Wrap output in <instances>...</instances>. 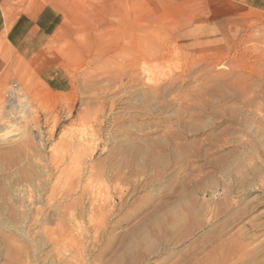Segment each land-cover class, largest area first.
I'll use <instances>...</instances> for the list:
<instances>
[{
	"label": "rangeland",
	"instance_id": "374dc122",
	"mask_svg": "<svg viewBox=\"0 0 264 264\" xmlns=\"http://www.w3.org/2000/svg\"><path fill=\"white\" fill-rule=\"evenodd\" d=\"M22 27L43 40L2 48L0 264H212L234 240L264 263V0H6L2 38Z\"/></svg>",
	"mask_w": 264,
	"mask_h": 264
},
{
	"label": "crops",
	"instance_id": "0c3cea01",
	"mask_svg": "<svg viewBox=\"0 0 264 264\" xmlns=\"http://www.w3.org/2000/svg\"><path fill=\"white\" fill-rule=\"evenodd\" d=\"M6 0H0V6L2 3H5ZM39 29V27H38ZM37 29V30H38ZM32 29L24 31V28H18L13 31L11 35L6 34L7 37L2 38V30L0 29V38L3 39L0 44H3L0 47V64L3 63V60L5 58L2 48L5 50L7 48H11L14 52V55H18L23 59H26L28 56L36 57L41 52V47L34 48L33 46L38 43V41H42L43 39L38 35V31H36L35 35H30L29 40L30 41H24L22 40L25 36H29L28 33H32ZM34 36V37H33ZM6 38L8 42L6 41ZM28 40V39H27ZM4 56V57H3Z\"/></svg>",
	"mask_w": 264,
	"mask_h": 264
},
{
	"label": "bare ground",
	"instance_id": "6f19581e",
	"mask_svg": "<svg viewBox=\"0 0 264 264\" xmlns=\"http://www.w3.org/2000/svg\"><path fill=\"white\" fill-rule=\"evenodd\" d=\"M147 69V68H146ZM144 69V71L146 70ZM148 71V70H146ZM4 124L3 122H0V125ZM1 127V126H0ZM8 127V126H7ZM10 127V126H9ZM4 129V128H3ZM6 130V129H4ZM16 128H14L13 124H12V127L10 130L6 131V132H3L2 135H5L7 133H11L12 131H15ZM91 134V133H90ZM1 135V134H0ZM14 135V134H13ZM10 136V135H9ZM92 136V135H91ZM83 138V136H81ZM92 140V138H91ZM95 140V139H94ZM82 142V141H81ZM86 146V145H85ZM84 146V148H85ZM87 147V146H86ZM68 184H72L71 181H67ZM106 198V197H105ZM104 199V198H103ZM107 199V198H106ZM102 205V204H101ZM98 210V209H97ZM94 210H91V216H94L95 215V212H93ZM100 212V210L98 211ZM100 214V213H99ZM65 229V228H64ZM53 236V235H52ZM71 236V235H70ZM73 241V240H72ZM75 241V240H74ZM229 241V240H228ZM237 241V240H236ZM226 242V240H225ZM219 243V242H218ZM227 243V242H226ZM225 243V244H226ZM216 244V243H215ZM215 244H214V247H215ZM247 244V243H246ZM246 244H241V243H238V242H235V240L231 243L228 244L227 248H223V249H214L212 251V253L210 254V260H211V263L212 264H225L226 262L230 261L232 264L235 263V262H232L233 260H243L244 258L250 256V252L249 250L246 248ZM224 246V245H222ZM220 247V246H219ZM218 247V248H219ZM222 248V247H221ZM212 250V249H211ZM252 256V255H251ZM255 256V255H254ZM251 258H255V257H251ZM250 258V259H251ZM245 260V259H244ZM249 260V259H248ZM255 260V259H254ZM238 263V262H237ZM255 263V262H254ZM252 263L250 260L247 261H244L243 263H240V264H254ZM201 264V262L199 263ZM264 264V263H263Z\"/></svg>",
	"mask_w": 264,
	"mask_h": 264
}]
</instances>
